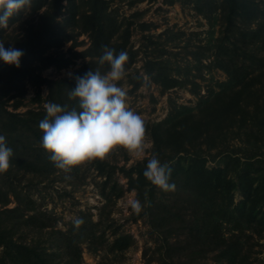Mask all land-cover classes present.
I'll return each mask as SVG.
<instances>
[{
	"label": "trees",
	"instance_id": "16d2710c",
	"mask_svg": "<svg viewBox=\"0 0 264 264\" xmlns=\"http://www.w3.org/2000/svg\"><path fill=\"white\" fill-rule=\"evenodd\" d=\"M114 1L32 0L30 8L11 17L6 29L0 28L4 47L25 53L18 68L0 60V135L13 150L9 169L0 173V264H59L60 252L49 251L40 241L35 244L17 237L24 228L36 232L51 228V239L64 252L65 264H80L81 243L96 237L98 223L85 213L79 218L83 220L79 227L73 223L68 230L54 228L52 217L39 210L22 187V173H33L41 182L53 181L58 168L41 146L39 122L46 116L45 107L16 109L29 82L38 89L37 99L46 85L48 103L79 111L78 100L70 99L69 92L76 87V77L92 70L102 74L110 70L107 63H99L102 46L115 49L116 54L127 52L125 69L135 61L142 48L133 49L132 25L142 12L119 20L117 8H112ZM182 1H194L197 12L212 25L206 43L200 42L194 49L189 41L183 45L198 74L192 76L191 60L186 66H173L164 56L165 46L178 47L185 34L171 27L156 38L144 35L146 72L163 85V91L191 83L196 94H200L201 85L195 78L206 66L224 70L227 79L208 87L195 106L174 103L164 119L145 123L153 155L172 169L169 182L175 185L174 190L164 191L147 180L143 173L148 158L122 170L129 187L137 190L142 213L161 238L163 264H209L211 254L215 259L212 264H250L246 247L255 237L264 236V54L260 53L264 49V6L259 0ZM216 21L223 29L213 37ZM151 25L139 24L142 30ZM83 33H88L90 43L86 49L76 50L83 43L79 41ZM67 42L71 46L65 51ZM80 57L86 61L71 77L43 75L49 66L65 68ZM204 58L209 59L207 65ZM12 99L14 109H9ZM210 159H218V163L210 167ZM95 161L105 173L104 161ZM237 193L242 194L238 201ZM13 197L17 204L10 207ZM132 242L130 235H119L114 247L123 250Z\"/></svg>",
	"mask_w": 264,
	"mask_h": 264
},
{
	"label": "rangeland",
	"instance_id": "374dc122",
	"mask_svg": "<svg viewBox=\"0 0 264 264\" xmlns=\"http://www.w3.org/2000/svg\"><path fill=\"white\" fill-rule=\"evenodd\" d=\"M264 6V0H259ZM67 2L64 1L66 5ZM112 8H117L119 20L130 16L134 12H142V16L136 17L137 23L132 25L131 42L134 50H140L137 58L126 68V76L118 81V86L127 92L126 103L128 107L141 115L146 122H158L164 119L174 103L195 106L199 95L207 93L208 87L215 86L219 81L227 79V74L219 68L204 67L201 75L195 81L201 85L200 94L193 92L192 84L182 87H171L163 91V85L153 80L146 72L144 63L147 55L144 54L145 34H153L156 38L167 27L174 31H184L179 39L180 45L175 47L167 44L165 57H169L173 66L180 64L188 65L189 60L192 76L198 74L195 69L191 55H185L183 45L189 41L190 48L194 49L200 42L206 43L210 38L212 25L204 14L198 13L194 7V1L184 3L182 0H175L169 3L166 0H115ZM65 10V8H63ZM64 13L60 19L64 17ZM140 22L152 23L151 27L142 30ZM18 31L19 28L16 27ZM223 27L218 21L213 25V37L222 34ZM76 50H84L90 43L88 33L79 36ZM71 42H67L63 49L68 51ZM143 46V47H142ZM181 51L177 56L174 52ZM264 54V49L261 52ZM84 61L83 58L75 59V62L68 67L57 69L49 66L43 71L44 76L71 77L74 70ZM205 65L209 63L208 58H204ZM186 72V69L184 70ZM174 74L177 73L174 71ZM179 76V75H177ZM26 94L22 103L17 107V111H25L29 108H39L48 103V88L41 87V99H37L38 89L31 83L26 84ZM40 101L42 103H40ZM9 109H14L13 99L8 102ZM146 151L143 158H137L122 147H116L105 159L106 172L102 173L95 160L85 162L70 172L58 169L55 173V180L39 181L33 173H22L21 185L30 193L36 201L39 210L46 212L52 217L54 228L68 230L77 218L83 213L87 214L90 220L98 223L96 237L91 241L81 243L80 264H163L164 249L161 247V238L154 231L141 211L134 213L128 201L138 198L137 190L129 187V181L122 167L130 168L131 165L153 155V142L146 131L145 134ZM208 161L210 167L215 166L218 161ZM108 181L107 185L104 183ZM117 183V187L113 186ZM236 201L242 198V194L237 193ZM17 204L14 197L9 203L10 207ZM45 229L36 232L32 228H24L17 234L20 238L24 236L27 242L38 243L49 249V251L60 252L57 257L59 264H65L64 252L59 248L50 236V230ZM119 235H130L133 242L126 248L118 249L114 247L115 239ZM228 235V233H226ZM250 252V264H264V236L255 237L246 247ZM177 258H175L176 260ZM178 260V259H177ZM212 254L207 258L209 264L215 263Z\"/></svg>",
	"mask_w": 264,
	"mask_h": 264
},
{
	"label": "clouds",
	"instance_id": "9594fccd",
	"mask_svg": "<svg viewBox=\"0 0 264 264\" xmlns=\"http://www.w3.org/2000/svg\"><path fill=\"white\" fill-rule=\"evenodd\" d=\"M32 0H0V28H7L8 21L21 10L30 8ZM101 65L107 63L110 70L102 74L99 70L88 71L76 77V87L69 92L70 99H77L79 111L67 105L49 102L44 105L46 116L40 120L43 132L41 146L50 153V160L58 169L70 172L75 166L95 159L103 160L116 147L126 149L137 158L146 151L145 121L127 103V92L117 82L126 76L125 64L128 54H116L115 49L102 46ZM24 51L14 47L5 48L0 41V60L5 64L20 67ZM13 150L7 146L4 135H0V173L10 167ZM171 167L161 163L157 155L148 159L143 175L153 185L164 191L174 190L170 183ZM131 210L139 214L143 205L138 199L128 201ZM79 227L83 220L74 221Z\"/></svg>",
	"mask_w": 264,
	"mask_h": 264
}]
</instances>
